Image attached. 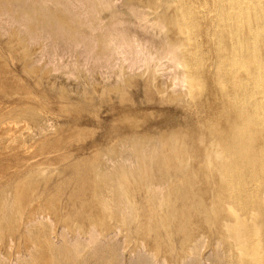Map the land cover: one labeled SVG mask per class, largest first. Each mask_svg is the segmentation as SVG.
<instances>
[{
	"label": "rangeland",
	"instance_id": "obj_1",
	"mask_svg": "<svg viewBox=\"0 0 264 264\" xmlns=\"http://www.w3.org/2000/svg\"><path fill=\"white\" fill-rule=\"evenodd\" d=\"M81 1L0 10V264H264V0Z\"/></svg>",
	"mask_w": 264,
	"mask_h": 264
},
{
	"label": "bare ground",
	"instance_id": "obj_2",
	"mask_svg": "<svg viewBox=\"0 0 264 264\" xmlns=\"http://www.w3.org/2000/svg\"><path fill=\"white\" fill-rule=\"evenodd\" d=\"M1 1V0H0ZM6 4H4L5 6H3V4H1L0 5V10L2 11V14H4V16L5 15H7V17H6V20H8L9 19V16L8 15H10L11 17H10V19H13L14 21H15V23H16V20H15V18L16 17H20V16H23L24 14V18L25 19H23L24 21H22V19L21 18H23V17H21V18H19L20 20V22L19 23H24L25 22V20H26V17H28L29 19H30V21H33L34 22V19H35V15L40 11V9H41V4L39 5V7H40V9H39V7H38V5H37V3L34 1V3H36L35 4V6H32L34 3L32 2V1H30V2H32L30 5H28V6H24V10H23V7H22V9L21 10H23V12L21 13V11H20V13L21 14H23V15H19L18 16V14H17V10H16V8L14 7L15 5H16V3L15 2H13V3H7L8 2V0H7V2L5 1V0H3ZM3 1H1L0 3H4ZM13 1V0H12ZM52 1V0H51ZM77 1H80V0H77ZM83 1V0H82ZM81 1V2H82ZM89 1V0H88ZM88 1H87V4H89V3H91L90 1H89V3H88ZM172 1V0H171ZM10 2V1H9ZM17 2V1H16ZM21 2V1H20ZM24 2H26V1H24ZM23 2V3H24ZM50 2V1H49ZM53 2H56V0H53ZM249 2V1H248ZM77 3V2H76ZM83 3V2H82ZM85 3H86V0H85ZM221 3V2H220ZM8 4H10V5H8ZM21 4H22V2H21ZM29 4V3H28ZM100 4V3H99ZM9 6V9H11V5H14V6H12V8L14 9L15 8V10H14V12H13V9H12V13H15V11H16V13L15 14H17L16 15V17H14V15H13V17H12V13H11V10H9V12H10V14H9V12H8V10H6L7 8H8V6ZM19 5H20V3H19ZM19 5L17 4V8H19ZM24 5H26V4H24ZM44 5V4H43ZM83 5V4H82ZM180 5V4H179ZM7 6V7H6ZM22 5H20V7H21ZM37 6V7H36ZM49 6V5H48ZM88 6H90V5H88ZM219 6H220V4H219ZM245 6H248V4L246 3L245 4ZM5 7H6V9H5ZM42 7H44V6H42ZM92 7V6H91ZM93 7H94V5H93ZM217 7V6H216ZM222 7V6H221ZM62 8V7H61ZM66 8V7H65ZM76 8V7H75ZM248 8V7H247ZM35 9H39V11L36 13V14H33L35 17L33 18V15H32V13H34L36 10ZM51 9V10H50ZM50 9H47V8H45V10L42 8L41 10H42V12L41 13H45V11L46 10H48L47 11V13L45 14V15H43L42 14V16H44V18H42L41 20H42V22L38 25L39 27H37L36 25H34V24H37V22H38V20H37V22H28V20L26 21V24H27V26L25 25V27L27 28V30H28V37H26L27 39H29V38H31V39H29V40H31L32 41V39L33 40H38V37H42V35L40 36V34L42 33L43 34V38L45 37V36H47L46 38L47 39H54V41L56 40H59V41H57V42H59L60 43V41H62L63 43H65L66 42V44H75V45H78L79 43H81V45H83V44H85L86 45V42L84 43L83 42V40H85L83 37L84 36H81V34H80V31H78L76 28L77 27H75V26H73V24H71V21L73 20V23H74V20H75V18L73 19V18H70V17H72L71 15H70V17L69 18H67V17H65L63 14H61V13H59V12H57V11H54V9L50 6ZM53 9V10H52ZM216 9V8H215ZM233 9V8H232ZM234 9H236V8H234ZM18 10H20V9H18ZM34 10V11H33ZM95 10V9H94ZM93 10V11H94ZM0 11V12H1ZM64 11V10H63ZM216 11V10H215ZM214 11V12H215ZM4 12V13H3ZM222 12V11H221ZM247 12H248V10H247ZM6 13H8V14H6ZM41 13H38V15H39V18H41V16H40V14ZM65 13H67V12H65ZM69 13V12H68ZM67 13V14H68ZM229 13H231L230 11H229ZM1 14V15H2ZM81 14V13H80ZM216 14V13H215ZM218 14V13H217ZM222 14V13H221ZM260 14H261V12H260ZM0 15V16H1ZM37 15V16H38ZM66 15V14H65ZM142 15V14H141ZM230 15V14H229ZM228 15V16H229ZM222 16V15H221ZM212 17V16H211ZM1 18V17H0ZM4 18V17H3ZM8 18V19H7ZM85 18V17H84ZM90 18V17H89ZM91 18H92V16H91ZM181 18H183V16L181 17ZM215 18V17H214ZM2 19V18H1ZM5 19V18H4ZM8 20V21H10L11 23L13 22L14 23V21L13 20ZM33 19V20H32ZM38 19V18H37ZM70 19H72V20H70ZM241 19V18H240ZM240 19H238V20H240ZM218 20V19H217ZM76 21V20H75ZM216 21V20H215ZM250 20H248V22H249ZM6 22V21H5ZM17 22V23H18ZM40 22V21H39ZM93 22V21H92ZM182 22H183V20H182ZM181 22V23H182ZM238 22V21H237ZM7 23V22H6ZM11 23H10V25H11ZM12 23V26L13 25H16V24H13ZM83 23V22H82ZM82 23H78V25L80 24H82ZM184 23V22H183ZM215 23V22H214ZM213 23V24H214ZM223 23V22H222ZM239 23V22H238ZM8 24V23H7ZM6 24V25H7ZM25 24V23H24ZM23 24V25H24ZM42 24V25H41ZM77 24V23H76ZM219 24V23H218ZM224 24V23H223ZM230 24V23H229ZM252 24V23H251ZM9 25V24H8ZM23 25H18V26H23ZM80 25H79V27H80ZM216 25V24H215ZM214 25V26H215ZM256 25V24H255ZM229 26V25H228ZM10 27V26H9ZM9 27H8V29H9ZM17 27V26H16ZM24 27V28H25ZM185 28H186V25L184 26ZM223 27V26H222ZM225 27V26H224ZM5 28H7V27H5ZM23 28V29H24ZM112 28V27H111ZM110 28V29H111ZM180 28V27H179ZM239 28V27H238ZM252 29V28H251ZM26 30V29H25ZM24 30V31H25ZM26 30V31H27ZM108 30H109V28H108ZM107 30V32H110V34H111V31L113 30V29H111V31L109 30L108 31ZM218 30H220V29H218ZM82 31H83V28H82ZM86 31V30H85ZM84 31V32H85ZM230 31V30H229ZM123 32V31H122ZM215 32H216V30H215ZM234 32H236V30L234 31ZM239 32V31H238ZM26 33V32H25ZM219 33V32H218ZM221 33V32H220ZM27 34V33H26ZM246 34V33H245ZM26 36V35H25ZM89 37V36H88ZM100 37V36H99ZM246 37H247V35H246ZM252 37V36H251ZM103 37H101V39H102ZM88 39V38H87ZM86 39V40H87ZM90 39H92V38H90ZM98 40H100V38H97ZM104 39V38H103ZM111 39H112V37H111ZM122 39V38H121ZM104 40H106V39H104ZM104 40H102V42L104 41ZM232 40V39H231ZM35 41V42H36ZM101 41V40H100ZM99 41V42H100ZM115 40L114 39H112V41H110V39H109V41L107 40L106 42L104 41L103 43L102 42H100L99 44H102V51H103V54L105 53V54H108V52L110 51V50H112L111 48L113 47V45H115L116 43L114 42ZM233 41V40H232ZM242 41V40H241ZM248 41V40H247ZM33 42V41H32ZM92 42V41H91ZM234 42V41H233ZM254 43H255V41H254ZM65 44V45H66ZM93 44V43H92ZM98 44V45H99ZM119 44L120 45H123L124 43L123 42H119ZM61 45H63V44H61ZM90 45V44H89ZM88 45V46H89ZM94 45V44H93ZM93 45H91V47H95V45L93 46ZM176 45V44H175ZM222 45V44H221ZM232 45H233V43H232ZM84 46V45H83ZM125 46L127 47V45L125 44ZM177 46H179V45H177ZM234 46V45H233ZM65 47V46H64ZM79 47V46H78ZM85 47V46H84ZM87 47V46H86ZM124 47V46H123ZM217 47V46H216ZM60 48V47H59ZM73 48V47H72ZM97 48V47H96ZM99 48H100V50H101V47H100V45H99ZM98 48V49H99ZM178 48V47H177ZM215 48V47H214ZM213 48V49H214ZM219 48V47H218ZM87 49H88V47H87ZM91 49H93V48H91ZM90 49V46H89V49H88V51L89 50H91ZM105 49V50H104ZM179 49V48H178ZM234 49H236V48H234ZM86 50V49H85ZM215 50V49H214ZM54 51V50H53ZM105 51V52H104ZM101 52V51H100ZM215 52V51H214ZM232 52H234V51H232ZM82 53H84V52H82ZM89 53V52H88ZM102 53V52H101ZM101 53H100V55H101ZM111 54H112V51L110 52ZM174 53V52H173ZM50 55V54H49ZM179 55V54H178ZM219 55V53L216 55V56H218ZM98 56V55H97ZM102 56V55H101ZM101 56H100V58H101ZM233 56V55H232ZM41 57V56H40ZM103 57V56H102ZM98 58V57H97ZM260 58V57H259ZM37 59H39V58H37ZM43 59V58H42ZM41 60V59H40ZM213 67H215L214 66V64H213ZM249 68H250V66H249ZM231 69V68H230ZM234 69V68H233ZM232 69V70H233ZM249 70V69H248ZM251 71V70H250ZM249 71V72H250ZM248 72V73H249ZM218 73H219V71H218ZM233 73H234V71H233ZM215 74V73H214ZM244 80H246V79H244ZM241 81V80H240ZM239 81V82H240ZM247 81V80H246ZM241 83V82H240ZM244 83V82H243ZM261 84V83H260ZM231 95H232V93H231ZM233 97V96H232ZM236 98V97H235ZM241 98V97H240ZM247 99V98H246ZM249 101H250V99H248ZM264 100V99H263ZM238 102V101H237ZM248 103V102H247ZM246 104V103H245ZM245 106V105H244ZM247 106V105H246ZM251 106V105H250ZM256 107H258V106H256ZM263 109H264V107H263ZM259 110H260V108H259ZM261 111V110H260ZM260 111H258V115H259V112ZM263 111V110H262ZM254 114V113H253ZM262 114V113H261ZM260 114V115H261ZM258 117V116H257ZM248 118V117H247ZM212 161V160H211ZM210 161V162H211ZM258 179V178H257ZM255 182H256V179H255ZM250 190H251V188H250ZM241 218V217H240ZM238 220H240V219H238ZM231 224V223H230ZM234 224V223H233ZM242 224V223H241ZM243 225V224H242ZM256 225V224H255ZM241 227V226H240ZM237 230H239V227H238V229ZM242 231V230H241ZM244 235V234H243ZM245 236V235H244ZM237 239V238H236ZM243 244V243H242ZM236 247V246H235ZM244 247V246H243ZM239 250V249H238ZM240 251V250H239ZM240 253H241V251H240ZM253 257V256H252Z\"/></svg>",
	"mask_w": 264,
	"mask_h": 264
}]
</instances>
